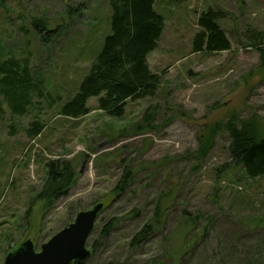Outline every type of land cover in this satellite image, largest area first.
<instances>
[{"label":"rangeland","instance_id":"1","mask_svg":"<svg viewBox=\"0 0 264 264\" xmlns=\"http://www.w3.org/2000/svg\"><path fill=\"white\" fill-rule=\"evenodd\" d=\"M209 6L227 12L220 24L231 48L190 52L198 14ZM75 7L80 12L70 13ZM154 9L164 27L147 62L160 87L153 97L128 100L121 116L100 110L95 97L77 118L58 115V105L44 107L42 98L20 116L0 97V264L26 239L39 249L77 211L102 200L127 166L133 180L99 216L120 222L107 236L90 233L86 247L94 244V251L85 264H172L178 257L183 264H264V175L248 178L233 163L224 128L230 121L264 134V71L248 45L250 30H264V0H154ZM109 15L108 0H0V56L27 59L45 97L64 101L109 32ZM33 22L58 32L45 42ZM147 108L155 112L152 127L136 130ZM35 116L44 129L30 139L25 128ZM216 122L212 145L198 161V134ZM56 158L69 160L76 173L68 193L45 207L35 194L45 164ZM160 193L166 206L174 199L162 230L131 246ZM184 215L196 219L194 228ZM206 219L211 223L200 237Z\"/></svg>","mask_w":264,"mask_h":264},{"label":"trees","instance_id":"2","mask_svg":"<svg viewBox=\"0 0 264 264\" xmlns=\"http://www.w3.org/2000/svg\"><path fill=\"white\" fill-rule=\"evenodd\" d=\"M108 2L110 6L109 32L103 37L101 47L89 70L68 99L62 101L59 96L52 97L51 95L46 98L42 89V81L34 76L27 59H20L14 55L5 58L0 56V97L12 114L20 116L27 114L29 109L39 104L38 100L42 98L45 102L44 107L52 108L58 105V115L77 118L89 112L87 101L95 97L100 110L111 116L119 117L123 114L128 100L155 95L160 87L161 79L158 73L150 69L147 55L157 47L164 27L162 14L154 9V0H108ZM76 10L80 12V8L75 7L70 13ZM226 14L227 12L222 8L213 6L207 7L198 14L199 28L192 38L190 52H219L231 48L230 39L220 24V20ZM33 25L41 40L45 42L52 40L58 32L56 29H48L41 22H33ZM250 31L248 45L259 52V65L264 71V30L252 29ZM154 113H149V108H147L143 114V121L139 123L136 130L152 127L149 123L154 120ZM218 125H220L219 122L205 126L204 131L198 134V146L194 154L196 160L202 161L206 157L212 145V135L218 130ZM224 128L230 138L228 149L233 163L241 166L244 175L248 178L263 176L264 134L259 135L249 124L233 125L230 121L224 124ZM43 129L44 123L39 120L38 116H35L25 128V133L28 138L34 139L41 134ZM45 168L46 177L37 190L35 198L44 201L45 207H50L55 199L68 193L76 172L69 160L60 158L48 160ZM133 173L127 166L106 196L93 203H103L100 212L109 208L126 190L134 178ZM165 196V193L158 195L152 216L143 222L131 236L129 240L131 246L135 247L144 243L154 232L162 230L165 210L174 201L172 199L170 206H166ZM100 212L92 231L98 229V236L104 237L119 224L120 218L115 215H109L106 219L99 218ZM184 217L188 221V229L194 228L196 219L186 215ZM206 220L208 222L203 225L200 237L210 226L211 219ZM71 221L69 220L60 228ZM97 221H104V223L99 227ZM19 244H15L14 248ZM88 249L90 255L86 261L94 251V244ZM181 260L178 257L177 261L172 264H183ZM106 264L116 263L109 261ZM222 264H227V262L222 260Z\"/></svg>","mask_w":264,"mask_h":264},{"label":"water","instance_id":"3","mask_svg":"<svg viewBox=\"0 0 264 264\" xmlns=\"http://www.w3.org/2000/svg\"><path fill=\"white\" fill-rule=\"evenodd\" d=\"M103 203L79 210L73 220L53 233L36 250L31 239L22 241L9 251L2 264H84L90 250L86 241Z\"/></svg>","mask_w":264,"mask_h":264},{"label":"flooded vegetation","instance_id":"4","mask_svg":"<svg viewBox=\"0 0 264 264\" xmlns=\"http://www.w3.org/2000/svg\"><path fill=\"white\" fill-rule=\"evenodd\" d=\"M36 250H38V249H36Z\"/></svg>","mask_w":264,"mask_h":264}]
</instances>
